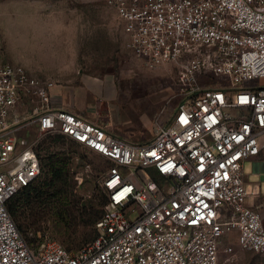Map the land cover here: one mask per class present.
<instances>
[{"label": "built area", "instance_id": "built-area-1", "mask_svg": "<svg viewBox=\"0 0 264 264\" xmlns=\"http://www.w3.org/2000/svg\"><path fill=\"white\" fill-rule=\"evenodd\" d=\"M105 1L136 58L180 63L181 98L152 136L128 139L51 105L55 82L5 61L0 46V264H219L230 232L241 248L264 251L251 201L261 188L244 179L245 162L264 149V0ZM54 133L108 163L96 234L76 249L30 245L7 208L40 173L37 139Z\"/></svg>", "mask_w": 264, "mask_h": 264}, {"label": "rangeland", "instance_id": "rangeland-1", "mask_svg": "<svg viewBox=\"0 0 264 264\" xmlns=\"http://www.w3.org/2000/svg\"><path fill=\"white\" fill-rule=\"evenodd\" d=\"M91 10L93 15L86 18L90 19L91 32L76 34L75 75L70 80L55 82L72 93L57 96L76 101L83 114H90L93 120L106 124L118 135L145 140L152 136L158 124L166 123L181 98L180 63L147 66L125 47L114 11L102 1L94 2ZM22 26L14 11L0 5L2 57L11 63L38 64L45 57L43 34L20 33L18 28ZM55 97L51 105H55ZM37 144L41 153L59 152L66 157L63 175L50 189L44 187L43 193H30L20 199L14 220L21 224L19 229L26 239L35 244L48 240L76 249L94 235V226L88 224L86 216L90 209L98 210L99 214L105 201L100 183L105 161L99 153L60 133L42 135ZM244 171L245 179L260 181L264 191V177L253 172L251 161L245 162ZM254 204L264 224V195L255 198ZM221 238L219 264H264V251L241 248L234 232ZM226 244L233 246L232 252L224 251Z\"/></svg>", "mask_w": 264, "mask_h": 264}, {"label": "crops", "instance_id": "crops-1", "mask_svg": "<svg viewBox=\"0 0 264 264\" xmlns=\"http://www.w3.org/2000/svg\"><path fill=\"white\" fill-rule=\"evenodd\" d=\"M96 1H102L105 6L114 11L121 25L125 45L122 22L119 20L114 7L108 5L105 0H0L2 7L14 11V14L19 17V22L21 21L23 24L20 29L18 28L20 33L35 32L36 34H43V41H41L43 42L42 50L45 52L43 61L31 65L27 64V61L25 63L20 61L17 64L24 66L31 74L41 79L54 82L72 79L77 69L76 34L91 32L90 19L86 18H91L93 15L91 6ZM98 15L100 16L101 13ZM76 17H79V19L76 20ZM51 92L53 94L51 102L57 94L72 93L69 88L64 87L62 84L56 86V83L51 88ZM54 106L64 107L83 114L80 110L81 105L72 99L66 100L57 96L55 97ZM19 107L20 113L26 114L29 112L28 103H24ZM83 115L92 119L88 113ZM247 161H251L253 172H259L264 177V149L260 155ZM245 175L247 173L244 171V179ZM253 181L245 179L249 186ZM256 182L260 185V181ZM260 195H264V191L261 190V193L253 197L251 201L254 202V199Z\"/></svg>", "mask_w": 264, "mask_h": 264}, {"label": "trees", "instance_id": "trees-1", "mask_svg": "<svg viewBox=\"0 0 264 264\" xmlns=\"http://www.w3.org/2000/svg\"><path fill=\"white\" fill-rule=\"evenodd\" d=\"M60 135H63V134H60ZM36 150H37L38 157H39V160H40V173H39V175L37 176V178L32 183L24 186L13 197H11V199L7 203L8 211H9L11 217L13 218V220H14L13 215H15V212L17 211L18 201L20 199H23V198L29 196L30 193H34L35 195H38L39 193H43L42 189L44 187H46L47 189H50L52 186H54V182L57 181V180H60L59 178L63 175V170H64L65 165H66V163H65V158L66 157L65 156H62V155L58 154L59 152H53V153L49 152V153H46V154L45 153H41V150H40L38 144L36 146ZM104 161H105V164L107 165L108 163L106 162L105 159H104ZM106 198L107 197H106V194H105L104 203L106 202ZM104 203L102 204V208H101L99 214H97L98 210H94L93 211L92 209H90L87 212L86 220L88 221V224L92 223L93 226H94V235H93V237L96 234L95 221L101 215V213L103 211ZM14 222H15V220H14ZM15 224H16V222H15ZM16 226H17L18 229L21 228V224L20 223L18 225L16 224ZM19 231H20V229H19ZM22 235L24 236L23 233H22ZM24 238L30 245H35V243L32 240H27L25 236H24ZM91 239H89V240H91ZM89 240L85 241L84 243L88 242ZM84 243H82V244H84ZM81 245H79L78 247H80Z\"/></svg>", "mask_w": 264, "mask_h": 264}]
</instances>
